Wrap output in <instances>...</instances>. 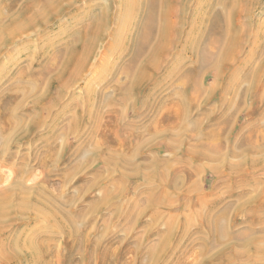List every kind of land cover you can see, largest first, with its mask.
<instances>
[{
	"label": "rangeland",
	"instance_id": "obj_1",
	"mask_svg": "<svg viewBox=\"0 0 264 264\" xmlns=\"http://www.w3.org/2000/svg\"><path fill=\"white\" fill-rule=\"evenodd\" d=\"M110 1L111 0H81L79 3H76L74 7L59 16L57 22L50 23L47 27L41 28L38 32L33 34L32 32L29 33L31 35L21 38L22 40L19 39L14 45H11V47L0 54V124L2 126L8 125L7 118L11 116V113L14 119L21 120V123L17 124L11 132L7 130L5 134L7 135L10 132L9 135H7L5 140L3 139L2 142L0 141V171L3 172L8 183L15 177L14 173H18V171L21 172L23 168H25V172H28L32 178V181H29L28 178L26 179L28 185H35V183L40 182L47 183L48 189L53 193L56 200L59 198L58 205L64 213L63 217L67 213L68 217L69 215L75 217L73 225L80 231L78 235L83 234V238L76 242L74 238H67L65 233L59 228L60 224L54 226V223L46 221L39 222L40 220L35 221L32 218L30 221H26V224L21 227L16 226L4 236H0V241L9 235H21L25 239L33 242L37 239V236L41 239H46V241H51L48 248L51 251V256L47 258L49 264H194L198 262H200L199 264H264V261L262 263H258L256 260L254 261V249H252V252H248L246 257H244L245 255L241 256L245 254L241 248V242L251 236L254 238L252 240L248 239L249 241L246 240V243L252 242L253 244L260 240V245L264 248V220L259 223L260 217L264 219V169L254 170L251 179L248 174L239 176L240 181L238 185L236 184V193L238 192V186L240 189H245L247 185L250 184V186L253 185L252 187H254V189H251L252 191L248 193L250 195L256 191L260 184L261 185L257 189V193L260 194L257 198L258 201H254L252 203L253 205L250 206L244 205V209L239 213L233 237L229 238L225 232L228 213L226 214V218H224L223 212L218 213L216 216L215 210L217 209H213L214 211L211 210L206 218L200 215L199 219L201 226L204 225V220L213 221L214 231L210 233L212 239L213 236L219 239V246L231 240H237L238 242L236 241V244L238 246L236 245V248L229 246L225 250H222V248L217 250H214L215 248L210 249V245L204 240L203 234L200 230L194 228L189 217H186L182 235L178 241H174L175 247L172 246L170 248L172 243L170 238L162 240V238L160 239V237L156 236L155 238L141 241V254H133L135 247L140 244V240L138 239L139 236L134 239L131 238V236H133V232L131 233V231H129L131 223L134 220L136 221L139 217L141 222H139L140 226L136 229L135 233L137 235L144 234L148 222L160 215V211H154L152 219L150 216L142 217V214L139 215L143 210L141 206L143 200L145 203V199L149 198L152 192L148 195V186L145 184L141 185V183H138L139 185H132L131 188V186L121 185L122 181L120 178L110 181L109 174H106L104 171V163L98 161L92 163L93 158H88L90 155L89 150L92 146L89 148L86 146L87 143L99 145L102 144L101 141H104V146L107 145L106 149L110 151L112 150L109 148L110 143L117 141L118 139L116 138L120 136V130L117 126L118 120H116L118 117L112 115L113 113L118 115L120 107L110 105L105 107L106 104H104L101 108L98 106L93 107L91 111L90 107H88L87 99L84 98L87 97L86 95L89 93L87 90L90 88L99 94H104L109 98L111 97L113 103L115 102L114 100L118 99L117 90H120L122 86L124 87L127 81V76L123 75V69L128 64L129 57L123 51L122 46L124 43L115 46L107 40L103 46L98 48L96 58L93 60V65L89 67V70L82 76L81 80H78L75 85L69 86L68 89L66 88L64 90L57 104H53V102H55L63 85L67 82L66 77L62 83H54L55 85L53 84L51 86L46 97L42 99V89L44 88L41 85L42 82L37 84L32 75L42 73L41 70H43L44 63L50 61L60 48L63 49L67 46L71 38L77 32L82 31L88 26L89 15L90 17L93 15V13H90L89 4L97 2L106 4L107 6ZM195 5L196 2L193 3L192 8H196ZM7 12L6 0H0V14L6 16ZM87 12L89 15L88 18L85 19L83 16L87 15ZM253 12V21L257 27L258 23L264 22V0L260 5L254 8ZM241 23H243V20H241ZM256 27H253V32L256 30ZM115 29L116 21L111 26V31L115 32ZM188 30L189 28H185V33H187L186 31ZM118 32L121 34L122 38H124L125 34L128 33V28H120ZM183 46L184 43H181L176 48L177 50L167 59L152 82L165 79L164 77L169 73L172 66L175 65L173 64L174 57L183 56V58L186 59L187 55L184 53ZM55 47H57V50L54 49ZM41 48L42 51L40 50ZM39 52H43V60L41 61L34 59V57L40 55ZM249 52H251L250 47L247 48L245 54L243 53L240 56L241 60L247 58ZM105 53H107V58L102 60ZM31 62L33 63L29 65ZM258 62L259 59L254 60V64ZM189 63L190 61L188 60L187 63L183 61L181 68L177 69L170 76L168 83L169 86L171 85L170 89L167 85L168 87H159L155 90V93L151 96V103L154 102L157 105L159 102H163L174 94V88L179 84L178 80L184 74V69L191 66ZM29 68L33 74H26V77L23 73ZM225 73L222 79L215 78L216 74L214 71L203 73L204 75H202L200 81L201 84H203V88H210L216 81L219 87L223 85L225 83L224 81L227 79V71H225ZM239 75L240 79L237 80L238 82L247 80L244 77L246 76L245 72ZM28 78H30V80H28ZM32 79L34 81H32ZM29 81H32V83L25 84ZM173 83L175 84L173 85ZM22 84H25V86L22 88L17 87ZM36 85L38 87H36ZM40 85L42 88L39 89ZM15 86L21 93L17 94L16 91V93L14 92L13 89ZM146 87L147 86H145V88ZM147 88L140 90V92L137 91L134 97L143 98ZM246 88L247 85L241 88V91ZM220 94L221 87L216 89L212 97L207 100L208 103L205 101L203 102L205 99L203 96L198 103L199 105L191 109L193 111L200 109L213 111L214 108L219 109L217 103H219ZM39 97H41L43 101L40 105H37L36 101ZM81 101H86V104L81 103ZM130 102L131 101L122 105V109L125 111L131 110L133 113V107L130 106ZM256 107L257 104L253 106L242 105L238 111V118L233 117L230 121V117L227 125H230L234 121L238 126L237 133L241 130V135H246L247 130L245 128L248 126L249 121H252L250 115L252 110ZM89 110L91 111V115L96 117V120L92 119L88 123L84 120H79L78 117L81 118L82 115H87ZM164 111L166 110L164 109ZM222 111L223 110L220 109V113ZM137 112H140V119L137 122L143 125L145 129H147L151 120L157 119V121L154 122L157 123V125H153L155 128L160 127L161 129L171 124L176 126L179 120H172L174 123L171 122L172 118H165V113L163 110H158L157 106L153 109L150 107L146 109L143 106H138ZM102 115H104L102 121L97 120ZM168 120H170L171 123ZM167 123L170 124L168 125ZM214 123L215 122L211 125ZM21 128H26L30 131L25 138L19 136L22 133L20 130ZM111 130L113 131L112 133ZM90 133H94V135L90 137ZM147 138L148 136L144 138L140 137V141L147 140ZM234 139L235 138H233V140ZM259 142V145L263 146V143L261 141ZM233 144L235 145V140ZM78 147H81V149L77 151ZM103 148L106 150L105 147ZM75 149L76 151L73 152ZM243 150H246V147H241L240 152ZM41 160L43 162H41ZM205 162L210 168L211 163ZM89 164L93 166L90 172L80 174ZM107 165L106 163V166ZM249 166L251 167L250 163ZM78 167L80 169L82 167L84 168L79 171L80 169ZM97 170L101 172L100 177H98L99 175H95V171ZM147 174L149 173L143 175V180L145 181L143 183L150 180ZM122 175L125 174L122 173ZM247 176H249V182L245 180ZM144 177H146V179ZM33 179H35V181ZM225 184L226 181H220L216 187L218 194L223 192L221 195L223 197L216 196V194L206 201H201L203 207L198 210L200 214L202 210L207 207L209 202L211 203L214 201V205L218 204V207L223 205L222 202L228 204L233 202L232 196L228 195V192H224ZM3 186L4 185L0 184V189H2ZM120 189H123V203L125 204L123 209L120 207L115 208L116 204H120V198L115 199ZM136 194L138 200L130 202L132 200L134 201L132 198L133 195ZM114 195L115 198H113ZM243 198L237 201H241ZM127 202L129 203L126 208ZM234 202H236V200ZM156 203L157 202L150 208L149 212L154 209ZM124 210L125 212L123 213ZM172 219L173 216L160 227L159 235L163 233V231L169 230ZM251 222L257 223L252 224ZM248 227H252L255 230H250ZM159 243H162V245H160L158 247L159 249H156V251L155 247ZM73 245L75 252L71 254ZM230 249H232V252L229 251ZM214 251H222L218 257L229 252L218 258L211 256V254L215 253ZM230 254H235L241 259L233 260ZM70 258L72 259L71 262L69 261Z\"/></svg>",
	"mask_w": 264,
	"mask_h": 264
},
{
	"label": "bare ground",
	"instance_id": "obj_2",
	"mask_svg": "<svg viewBox=\"0 0 264 264\" xmlns=\"http://www.w3.org/2000/svg\"><path fill=\"white\" fill-rule=\"evenodd\" d=\"M80 1L6 0L7 15L0 14V54L11 47V45H14L19 39L31 35L29 33L32 32L33 34L41 28L47 27L50 23L57 22L59 16ZM262 1L111 0L107 6L106 4L92 2L88 7H90V13H93V15L90 17L87 12V15L83 16V18L87 19L89 15L88 26L82 31L77 32L67 46L63 49L60 48L50 61L44 63L43 70H41L42 73L33 74L29 68L23 75L33 74V79L36 80L37 84L42 82L41 85L44 87L42 89L43 94L41 93L42 99L46 97L48 90L54 83L60 84L66 77L67 82L63 85L55 102H53V104H57L64 90L68 89L69 86L75 85L78 80H81L82 76L89 70V67L93 65L98 48L103 46L107 40L115 46L124 43L122 46L123 51L129 57L128 64L123 69V75L127 76V81L124 87L121 85L120 90H117V96L119 97L117 100H114V103L111 97H106L104 94H99L88 88L87 92L89 93L84 99H87V104L91 111L95 106L101 108V106L106 104L105 107L109 105L120 107L119 113H121L122 105L126 104L127 100L133 99L137 91L140 92V90L149 87L145 91L143 98L141 97V106L146 109L147 107L153 109L157 106L158 110H163L165 118H172L171 122L173 123L174 121L172 120L179 119L178 124L176 121V126L174 124L170 125L172 129L170 130L171 138L167 140L170 147L173 146L175 141L181 139L180 137L177 139V136L181 133L177 127L180 124L183 126L182 123L187 120L186 113L191 108L197 107L203 96L205 97L203 102L208 103L207 100L212 97L216 89L221 87L220 99L217 105L223 111L220 113L219 110L217 118L215 117L216 119L214 120L215 123L210 125L206 130L204 135V138L207 140L206 143L201 144L199 136L192 134H190V137L188 136L191 139H188L189 141L186 142L188 145L187 153L198 157V159L207 161V163H211V170L216 169L215 165H217V162L215 163V161L218 160L219 153L223 151V144L219 143V140H222L220 138L222 128L227 125L230 117L231 121L233 117L235 118L238 115V111L242 105L253 106L257 104V107L252 110L250 115L252 121H249L248 126L245 128L247 134L241 135L240 130L234 136L235 145L233 144L232 146L227 167L230 174L237 173L242 167V159L239 160L237 157L246 151L247 155L245 153V157L241 158L245 159L249 157L248 160H245L249 161L253 171L257 169L261 170L264 169V22L258 23L256 27L253 21V10ZM194 2H196V8H192ZM241 20H243V23H241ZM115 21L116 29L115 32H112L111 26ZM254 26L256 30L253 32ZM123 27L128 28V33L125 34L124 38L118 32ZM185 28H189L186 31L187 33H185ZM181 43H184L182 48L187 55L186 59L183 56L174 57L173 64L175 65L169 70V73L164 77L165 79L152 82L167 59L177 50L176 48ZM248 47L251 48V52H249L247 58L241 60L240 56L246 53ZM56 48L54 49L57 50ZM40 50L42 51V48ZM39 53L40 55L34 57V59L41 61L43 60V52ZM106 58L107 53L104 54L102 60ZM256 59H259V62L254 64V60ZM187 60L190 61L189 64L191 66L184 69V74L178 80L179 84L174 88V94L157 105L154 102L151 103V96L155 93V90L159 87H168L170 76L177 69L181 68L183 61L187 63ZM210 71H214L216 74L215 78L218 79H222L226 74L225 71H227L225 83L219 87L216 81L210 88H203V84L200 82L202 75ZM243 72L246 73L244 77L247 80L238 82L237 80L240 79L239 74ZM33 79L32 81H34ZM32 81L25 84H31ZM25 84L18 85L17 87L22 88ZM41 85L39 89L42 88ZM246 85L247 88L241 91V88ZM145 86L147 87L145 88ZM17 87H14V92L16 91L17 94L21 93L17 90ZM36 87L38 86L36 85ZM41 97L37 99V105L42 103ZM81 103L86 104V101H81ZM91 111L89 110V113L82 115L81 118L78 117L79 120H84L86 123L92 119L96 120V117L91 115ZM119 113L118 115L115 113L112 115L118 117L120 116ZM103 118L104 115L100 116L97 120L102 121ZM21 119L24 120L23 118ZM207 119L209 120L210 117ZM156 121L157 119L151 120L147 129L141 127L140 131H138L140 133L139 137L144 138L148 136L147 140H149L152 136L162 133V131H159V128H155L153 125H157V123H154ZM168 121L170 122V120ZM19 123H21V120L14 119L11 113V116L7 118L8 125L2 126L0 124V141L5 140L7 135ZM170 123L167 124L169 125ZM195 123H189L185 127L186 129H183L189 133L195 130ZM129 127L131 128V126H127L125 131L131 130ZM7 130H10V132L6 135L5 132ZM20 130L22 133L19 136L22 138H25L30 132L26 128H21ZM93 135L94 133H90V137ZM125 137L127 136L125 135ZM259 141L263 143V146L259 145ZM101 142L102 144L99 145L87 143L86 146L88 148L92 146L89 150L90 155L88 158L95 156V160V158L100 157L101 162L105 165L107 163L108 167L111 163L114 165L112 161L117 156V153L114 152L115 150H104V141ZM147 142L144 143L147 144ZM202 146L204 149L197 150V148ZM243 146L246 147V150L240 152ZM79 149L81 147H78L77 151ZM75 151L76 149L73 150V152ZM129 156L124 157L120 171L130 177L134 173L127 174L128 171L133 170L131 167L132 160L128 158ZM41 162L43 161L41 160ZM144 167L143 175L151 172V169L148 172L146 164ZM83 168H79V171ZM163 173L165 174V172ZM163 173L161 176L164 175ZM14 174L15 177L8 183L3 172L0 171V184L4 185L0 189V236H4L16 226L21 227L26 224V221H30L33 218L35 221L40 220L39 222L54 223V226L60 224L59 228L65 233L67 238H74L76 242L83 238V234L78 235L80 231L73 225L75 217L71 215L68 217V213L63 217L64 213L58 205L59 198L56 200L53 193L48 189L47 183L40 182L35 183V185H28L26 179L28 178L29 181H32V178L28 172H25V168L21 172L18 171V173ZM100 174V171H95V175H99L98 177L101 176ZM147 175L150 179L149 174ZM144 178L146 179V177ZM176 178L173 183L175 186L181 183L180 176ZM33 180L35 181V179ZM161 182L165 181L162 180ZM252 203L251 199L245 205L250 206L253 205ZM203 222L205 227L212 233L214 231L213 221L204 220ZM218 241L219 239L213 236L209 248H217L219 246ZM50 243L51 241H46V239H41L38 236L33 242L21 235H9L0 241V264H49L47 258L51 256V251L48 249ZM260 244V240L256 241V243L252 244V249H254L256 261L262 263L264 261V248ZM74 252L73 245L71 254H74ZM71 258L69 259L70 262L72 261Z\"/></svg>",
	"mask_w": 264,
	"mask_h": 264
},
{
	"label": "crops",
	"instance_id": "obj_3",
	"mask_svg": "<svg viewBox=\"0 0 264 264\" xmlns=\"http://www.w3.org/2000/svg\"><path fill=\"white\" fill-rule=\"evenodd\" d=\"M137 100H139V101L136 103ZM129 101H131L130 106L133 107V113L131 112V110L125 111L122 109V112L119 113L120 116H118L120 118L116 119V120H118L117 126L120 130V136L118 138H116V139H118L117 141L111 142L109 147L112 149V151L115 150L114 152L117 153V154L115 153L117 156L112 161L114 163V165H112V163H111L109 165V167H107L105 164H103L104 169H105L104 171L106 174H109L108 176L110 177V181L117 180L118 178H120L122 181L121 185L131 186V188H132V185L137 186L138 183L139 184L141 183V185L145 184L148 186L147 187L148 195H149V193H151V192L152 193L150 194L149 198L145 199V203L143 200V203L141 205L143 210L140 212L139 215L142 214V217L143 216L144 217L150 216L152 219L154 211H160V215L157 218L149 221L150 223L148 222V224L145 227L146 230H145L144 234H140V235L138 234L137 235L135 233L136 229H138L140 226L139 222H141V220L139 219V217L136 221L134 220L131 223V225L129 227V231H131V233L133 232V234H132L133 236H131V238L134 239V238H137L139 236L138 239L140 240V244H138L135 247L133 254L134 255H140L141 254V249H142L141 241L151 239V238H155L156 236L160 237V239L162 238V240L163 239L167 240L168 238H170V240L172 241L170 248L172 246L175 247L174 241H178L180 239L182 232H183V226H184L186 217H189L194 228L200 230V232L203 234L204 240L207 241V244L211 245L212 235H211V233L207 227H205L204 225L201 226L199 218H200V215H201V217L206 218L208 213L211 210L214 211L213 209H217V210H215L216 216L218 213L223 212L224 218H226V214L228 213L225 232H226V235L229 236V238L233 237L235 234V226L237 225V218L239 217L238 216L239 213L242 212L244 205L247 202H249L251 199L253 202L258 201L257 198L259 197L260 194L257 193V189L261 185L260 184L258 186V188L256 189V191L250 195L248 193H250V191H252L254 189V187H252L253 185L250 186V184L247 185V188H245V189H240L238 186V192L237 193L235 192V191H237L236 184L238 185V183L240 181V179H239L240 175L248 174L250 176V179H251V177H253V175H252L253 170L249 166V161H247L249 157L245 158L247 160L241 158V157H245V155H247L246 151H244L242 155H238V157H237V158H239V160L242 159V161H241L242 167L237 173L235 172V173L230 174L228 167H227L228 159L230 157L231 149H232L233 142H234L233 138L235 135H237V131H238L237 123H234V121H233L230 125H226L225 127L222 128V135L220 137V138H222V140H219V143L223 144V151L221 152L222 155L219 154L218 160L215 161V163L217 162L216 163L217 165H215L216 169H214V171H213L207 166V164L204 160L198 159V157L192 156L189 153H187L188 145L186 142L189 141L188 139H191V138H188V136L190 137V134H192V135L200 137V143L202 142L201 144L206 143L207 140L204 138V135H205L208 127L217 118L220 107H219V109L214 108L213 111H211V110L206 111L205 109H200L197 111H193L191 109L190 111H188L186 113L187 120L185 122H183L184 124L181 122L183 126H181V124H180L177 127V129L178 130L180 129V131H181V133L177 136V139H179V137L181 139L175 141L173 146L169 147L167 140H169L171 138L170 130H172V129L170 126L163 127L166 130L163 128L161 129L159 127V131H162V133L158 134L157 136H152V138H150L151 140L149 139V140L140 141L141 140L139 137L140 133L138 131H140V128L143 127V125H141L140 123L137 122L140 119V112H137V110H138V106H141V98L138 99V98L133 97V99L127 100V102H129ZM188 115H191V116H188ZM188 117H189V119H188ZM208 117H210L209 120L207 119ZM236 117L238 118V115ZM198 119H200V120L202 119V120L201 121L199 120L197 122ZM195 122H197V123H195ZM189 123L190 124L195 123V126H194L195 130L188 133L183 128H185L187 125H189ZM127 126H131V128L129 127V129H131V130L128 129L129 131H127V130L125 131V128ZM112 132L113 131L111 130V133ZM125 135L127 137L124 138ZM147 141H149V142H147ZM144 142H147V144ZM194 143H197V142H194ZM177 144H178V146H177ZM203 146H205V145H203ZM203 146L197 148V150L198 149H204ZM172 147L174 150L172 149ZM106 148H107V145H105V149ZM124 153L126 156L124 155ZM128 153H130L129 154L130 156L127 155ZM127 156H129L128 158H131V160H132L131 167L133 169L132 171H128L127 174L134 173L133 175L131 174L132 177L131 176L129 177L127 175H122V172L120 171L121 170V164H123V161H124V157H127ZM94 157L92 159L94 161V163H96L95 161L102 163L100 157L95 158V160H94ZM153 158H154V160H152ZM133 162H134V164H133ZM150 163H152L153 165ZM90 164H92V163H90ZM90 164L87 168H84L80 172V174L81 173H89L91 170V167L93 168V166H92L93 164L91 166H90ZM145 164L148 167V169H147L148 172L150 169H151L150 170L151 172H149L150 180L147 181L146 183H143V182H145L143 180V173H144V168H145L144 165ZM57 170H58V167H57ZM56 172H58V171H56ZM163 172H165V174ZM162 173L164 174L163 176H161ZM177 176L181 177L180 178L181 183H178L177 186H175V185H173V183H174ZM249 176H247V178H245L246 182L247 181L249 182V180H250ZM162 177H164V179H166V180L162 179L165 182H161ZM220 181H224V182L226 181L224 192H228V195L232 196L233 202L230 204H228L226 202H222L223 205H221L220 207H218V204L214 205V201L211 203L209 202L207 207H205L200 214L198 210L203 207L201 204V201H206L209 198H212L213 196H215L216 194H217L216 196L223 197V196H221L223 194V192L218 194L217 193L218 191L216 190V187ZM226 186H227V188H226ZM136 191H137V189H136ZM247 194H248V196L246 197ZM117 195L118 196H116V198H115V195L113 198H115V199L120 198L119 199L120 204H116L115 208L120 207L123 209V207L125 206V204L123 203V189H120V191H118ZM238 198L239 199L243 198V200L237 201V200H239ZM132 199H134V201L132 200L130 202L137 201L138 200L137 194L133 195ZM227 200H228V198H227ZM235 200H236V202H234ZM155 202H157V203H156L154 209L149 212L150 208L154 205ZM128 203L129 202L126 203V208H127ZM122 209H121V213H122ZM124 212H125V210L123 211V213ZM172 216H173V219H172L171 225L169 227V230L163 231V233H161L159 235L160 227L163 226L164 223ZM259 219H260L259 223L263 222V220H264V219H261V217ZM251 223L256 224L257 222L256 223L251 222ZM249 224H250V222H249ZM248 229L252 230L254 228L248 227ZM253 238L254 237L251 236L248 239L252 240ZM248 239H246V240L249 241ZM246 240L241 242V248L243 250V253H245L244 257L247 256L248 252L253 251L252 250V242L246 243L245 242ZM236 241L237 240H231V241L227 242L226 244L218 246L214 250H217L219 248L220 249L222 248V250H225L229 246L236 248L235 247L237 245ZM162 242H164V241H162ZM160 245H162V243L157 244L155 247V250L156 249L158 250L159 249L158 247ZM153 246H154V244H153ZM229 251L232 252V249H230ZM214 252H215L214 254H211V256H213V257H216L217 255L220 254L218 251H214ZM227 253H224V254H227ZM224 254H222L219 257L224 256ZM230 255L232 256L231 259H233V260L241 259L239 256H237L235 254L234 255L230 254ZM253 256L255 257V254ZM255 260H256V258H254V261ZM199 263L200 262L194 263V264H199Z\"/></svg>",
	"mask_w": 264,
	"mask_h": 264
}]
</instances>
